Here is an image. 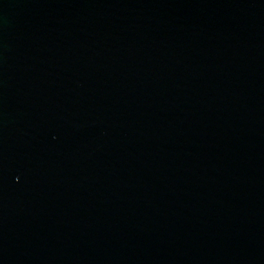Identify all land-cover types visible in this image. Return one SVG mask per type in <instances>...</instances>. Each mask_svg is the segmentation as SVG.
<instances>
[{
    "label": "water",
    "instance_id": "obj_1",
    "mask_svg": "<svg viewBox=\"0 0 264 264\" xmlns=\"http://www.w3.org/2000/svg\"><path fill=\"white\" fill-rule=\"evenodd\" d=\"M0 264H264V0H0Z\"/></svg>",
    "mask_w": 264,
    "mask_h": 264
}]
</instances>
